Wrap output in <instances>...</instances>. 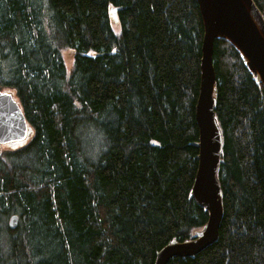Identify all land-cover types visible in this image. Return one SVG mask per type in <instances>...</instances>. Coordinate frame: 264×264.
Listing matches in <instances>:
<instances>
[{
	"label": "trees",
	"instance_id": "1",
	"mask_svg": "<svg viewBox=\"0 0 264 264\" xmlns=\"http://www.w3.org/2000/svg\"><path fill=\"white\" fill-rule=\"evenodd\" d=\"M203 39L197 0H0V87L32 127L0 146V264H155L205 225ZM213 62L224 218L216 243L168 264H264V86L225 39Z\"/></svg>",
	"mask_w": 264,
	"mask_h": 264
},
{
	"label": "water",
	"instance_id": "2",
	"mask_svg": "<svg viewBox=\"0 0 264 264\" xmlns=\"http://www.w3.org/2000/svg\"><path fill=\"white\" fill-rule=\"evenodd\" d=\"M204 23L200 93L196 104L199 139L198 168L191 194L208 212L205 225L192 238L174 239L162 247L155 264H168L175 257H195L219 239L224 218L223 190L219 178L223 132L216 115V71L214 44L225 39L233 44L257 82L264 86V14L255 0H197ZM120 8L112 11L116 15ZM10 89L0 88V146L20 147L27 143L32 127ZM18 226V215L9 222Z\"/></svg>",
	"mask_w": 264,
	"mask_h": 264
},
{
	"label": "rangeland",
	"instance_id": "3",
	"mask_svg": "<svg viewBox=\"0 0 264 264\" xmlns=\"http://www.w3.org/2000/svg\"><path fill=\"white\" fill-rule=\"evenodd\" d=\"M67 53V52H66ZM65 59L68 65V68L71 69L72 65H73V56H72V52H68L65 55Z\"/></svg>",
	"mask_w": 264,
	"mask_h": 264
},
{
	"label": "bare ground",
	"instance_id": "4",
	"mask_svg": "<svg viewBox=\"0 0 264 264\" xmlns=\"http://www.w3.org/2000/svg\"><path fill=\"white\" fill-rule=\"evenodd\" d=\"M114 16H115V18H116V15L114 14ZM214 63V62H213ZM24 112V111H23ZM25 115V114H24ZM15 147H17V146H15ZM15 147H13V148H15ZM18 215V214H17ZM11 219V218H10ZM9 222H10V220H9ZM18 222H19V216H18ZM206 249V248H205Z\"/></svg>",
	"mask_w": 264,
	"mask_h": 264
}]
</instances>
